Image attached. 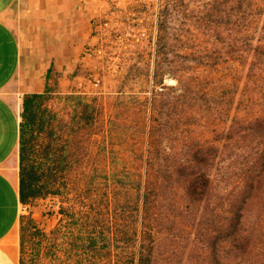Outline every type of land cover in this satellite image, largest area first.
I'll return each mask as SVG.
<instances>
[{"label":"trees","instance_id":"trees-1","mask_svg":"<svg viewBox=\"0 0 264 264\" xmlns=\"http://www.w3.org/2000/svg\"><path fill=\"white\" fill-rule=\"evenodd\" d=\"M171 1L166 2L167 7L159 15L155 86L163 84L160 69L172 53L167 39ZM225 3L228 6L225 18L214 21L215 13L205 21L213 26V31L210 26L208 29L217 43H225L224 31L228 32L231 79L227 122L230 125L225 134L212 141L190 137L182 141L184 144L178 151H168L165 144L174 138L170 135L179 123L177 110L219 102L209 99L207 89L187 77L179 78L178 87L163 86L151 100L144 173L130 171L126 163L109 169H97L93 164L83 168L86 158L102 156L100 151L84 154L81 147L84 136L93 135L90 131L98 126L100 117L92 102L72 97L71 104L67 97L65 101L72 105L71 117L68 123L57 127V114L49 106L57 98L61 77L54 60L46 75L44 92L23 96L20 201L32 205L49 198L68 199L84 188L88 198L96 196L106 202L107 210L114 212L111 218L115 219L110 222L114 226L98 233L89 230L94 234L89 236L84 249L89 258L104 251L111 255L116 241L126 243L127 249L129 245H138V257L135 253L118 264H160L165 237L172 235L170 230L178 228L173 221L180 220L181 249L190 248L192 253L188 256L179 253L175 262L203 263L209 259V264H264V220L261 214L254 221L249 219L250 207L264 213V0H226ZM254 16H260L261 23L259 19L253 20ZM245 87L250 90L240 89ZM255 87L261 91L263 105L259 110L254 107ZM187 117L186 121L191 122L187 124L197 122L194 116ZM175 137L179 139L177 134ZM104 156L111 160L107 152ZM228 163L231 171L225 174L236 178L239 182L236 187L242 189L237 195L220 189L219 183L227 184L230 180L219 174ZM174 194L178 196L175 198ZM60 213L65 214V209L61 208ZM133 213L136 214L134 229L130 225L128 230L119 228L121 219L127 221L123 215ZM74 217L69 215L70 219ZM33 222L30 219L24 228L21 250ZM56 252L65 255L67 249ZM169 261L166 264H172Z\"/></svg>","mask_w":264,"mask_h":264},{"label":"rangeland","instance_id":"rangeland-1","mask_svg":"<svg viewBox=\"0 0 264 264\" xmlns=\"http://www.w3.org/2000/svg\"><path fill=\"white\" fill-rule=\"evenodd\" d=\"M166 2L168 0H109L103 15L95 20L92 39L85 45L80 57L75 63L68 61L74 64V67L71 69L66 64L63 68L56 89L57 98L49 104L57 114V127L69 122L71 104L74 101L72 97H81L83 101L95 104L100 117L98 126L90 131L93 135L86 134L81 147L84 154L100 151L102 156L86 158L83 168L93 164L97 169H109L112 165L122 166L126 163L130 171L136 174L144 173L151 100L154 93L163 90V86L178 87L180 77H187L190 81L199 83L200 87L210 93L209 99L219 103H210L204 107L194 104L192 107L186 106L184 110H177L176 115L180 114L179 123L175 133L170 135L174 138L165 144L168 151H178L184 144L182 141L190 137L212 141L225 134L230 125V122H227V91L231 79V62L226 42L228 32L224 31L225 43H217L212 37L213 26L205 21L215 13L217 15L212 16V20L221 21L216 18H225V11L228 9L226 0L171 1L173 7H169L171 14L167 39L171 43L172 53H169L163 68L160 69L163 84L155 86L159 15L164 7H167ZM19 10L14 8L6 18L21 36ZM258 19L260 22V16L253 17L256 22ZM208 26L212 27V31ZM28 37L35 41L38 35L28 30ZM45 45L48 48L54 47L49 42ZM51 60L52 56H47L43 58L42 64ZM240 89L246 91L249 88ZM253 92H256L254 107L259 110L263 105L259 97L260 87L253 88ZM67 97H70L71 104L65 101ZM191 115L197 121L195 124H187L191 123L186 121L187 116ZM176 134L179 139H176ZM106 152L111 160L104 156ZM228 166L229 163L221 167L219 174L224 178L230 177V180L227 184L219 183L220 189L223 193L234 192L237 195L242 189L236 187L239 184L236 178L225 174L231 171ZM88 195V192L81 188L72 198H49L26 205L28 211L22 212L20 241L27 222L33 219V215L39 217L38 220L33 219L35 222L29 226L30 229L25 235V246L20 255L21 264H110L109 260L111 264H118L123 262V259L133 257L135 253L138 257V245H129L127 249L126 243L116 241L111 255L108 251L90 258L86 255L85 245L89 236L94 235L90 234V231H108L114 226L110 225V222L113 223L115 219L111 218L114 212L107 210L106 202L98 200L96 196L88 198ZM177 196L178 194H174L175 198ZM181 199L184 200V197ZM61 208L65 209V214L60 213ZM250 213L251 221H254L258 214H261L264 220L263 212L252 210L250 207ZM71 214L75 215L73 219L69 218ZM123 217L127 221L121 219L118 222L119 228L128 230L130 225L133 230L136 214H124ZM76 219L77 224L72 225ZM88 223L91 226H88ZM173 224L179 226L170 230L171 236L165 237V246L162 249L164 254L160 264H166L170 259L172 264H209V259L203 263L186 260L182 263L175 262L179 253L188 256L192 251L190 248L181 249L182 239L178 237L182 221L174 220ZM64 247L67 249L65 255L56 252Z\"/></svg>","mask_w":264,"mask_h":264},{"label":"crops","instance_id":"crops-1","mask_svg":"<svg viewBox=\"0 0 264 264\" xmlns=\"http://www.w3.org/2000/svg\"><path fill=\"white\" fill-rule=\"evenodd\" d=\"M108 5L109 0H0V264H21L22 98L44 92L53 60L60 73L66 64L74 67L71 62L92 39L95 20ZM14 8L20 9L21 36L6 18ZM28 30L38 35L35 41ZM47 42L54 47L48 48ZM47 56L52 60L43 65Z\"/></svg>","mask_w":264,"mask_h":264},{"label":"built area","instance_id":"built-area-1","mask_svg":"<svg viewBox=\"0 0 264 264\" xmlns=\"http://www.w3.org/2000/svg\"><path fill=\"white\" fill-rule=\"evenodd\" d=\"M23 211L26 213L28 211V206L24 205L23 206Z\"/></svg>","mask_w":264,"mask_h":264}]
</instances>
